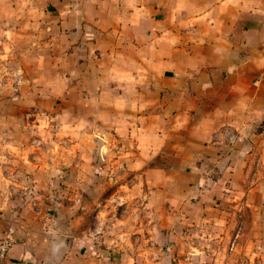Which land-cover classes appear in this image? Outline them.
<instances>
[{"label":"crops","instance_id":"crops-1","mask_svg":"<svg viewBox=\"0 0 264 264\" xmlns=\"http://www.w3.org/2000/svg\"><path fill=\"white\" fill-rule=\"evenodd\" d=\"M0 5L14 10L0 13L1 65L3 55L17 53L20 43L33 48L58 38V48L64 50L68 38L71 44L96 38L97 48L105 43H99L102 38L119 39L117 46L123 47L118 50L136 55V66L143 69L150 60L149 66L156 70L150 87L161 108L170 103L162 108L161 118L169 117L174 124L180 115L188 123L195 118L213 122L209 138L215 134L217 140L203 142L201 155L222 162L218 177H140L139 191L131 194L143 197L146 212L138 224L120 229L122 241L110 236L114 216L107 208H103L107 214L98 207L88 214L66 200L51 205L55 211L44 225L47 236L38 240L26 219H19L24 225L18 233L13 226L16 212L0 209V237L18 235L5 264H161L165 248L168 263L174 264V257L182 258L175 255L174 226L164 229L161 223L162 208L167 219L183 224L229 230L248 223L243 210L256 207L253 199L261 190L256 177H262L251 166L264 161V129L254 131L264 119V0H0ZM39 29L44 40H35L40 37L35 35ZM203 102L213 105L210 113H194L192 103ZM237 118L246 119V126L241 122L234 129ZM218 125L227 128L217 133ZM229 129L236 130L233 142L225 141ZM231 163L239 168L229 169ZM238 178L246 180L241 190L234 184ZM174 186L184 190L176 194ZM40 203L36 210L26 205L25 216L35 218L42 213ZM102 223L103 233L94 234ZM131 236L137 240L131 242ZM113 241L125 248L133 244L144 248L139 254L127 251L111 258L109 248L118 246ZM193 243L187 237L194 257Z\"/></svg>","mask_w":264,"mask_h":264},{"label":"rangeland","instance_id":"rangeland-1","mask_svg":"<svg viewBox=\"0 0 264 264\" xmlns=\"http://www.w3.org/2000/svg\"><path fill=\"white\" fill-rule=\"evenodd\" d=\"M8 8L0 5V13L7 15L8 10L14 13ZM37 34L40 37L35 40H44L40 29ZM71 41L67 39L64 50L58 48V38L46 39L43 46L33 48L21 47L20 43L17 53L9 54L8 58L3 55L0 209L16 212L13 226L18 233L24 225L19 219H26L34 239L38 240L47 236L44 225L55 211L51 205L66 200L73 205L77 203L79 210L88 214L98 207L102 214L111 211L114 229L110 236L122 241L120 229L138 224L140 215L146 212L143 197L131 194L139 191L140 177H218L222 162L201 155L203 142L207 145L217 140L215 134L212 140L209 138L213 122L195 118L188 123L180 115L175 119L178 124H174L169 117L161 118L162 108L170 103L161 108L150 87L156 70L149 66L150 60L143 69L136 66V55L118 50L123 47L117 46L119 39L102 38L99 43L104 44L100 48L96 38L73 44ZM212 106L210 102L192 103L193 112L198 114L208 115ZM246 121L237 118L232 127L238 128L241 122L246 126ZM216 127L217 133L227 128ZM263 129L264 119L255 130L253 127L254 131ZM235 131L229 129L225 141L233 142ZM248 139L251 140L250 135ZM230 165L229 169L239 168L234 163ZM197 167L200 170L194 171ZM251 167L252 172L262 176L256 177L261 190L253 199L256 207L247 206L243 210L248 223L242 229L238 225L223 230L221 226L183 224L167 219L162 208L161 223L164 229L174 226L175 255L182 258L180 261L174 257V264H264V161ZM226 177H230L229 172ZM234 184L241 190L246 180L238 178ZM174 190L179 194L184 189L174 186ZM39 201H43L42 213L35 218L25 216V206L36 210ZM103 225L94 234L101 235ZM189 236L196 247L194 257L186 244ZM132 239L135 241L137 237L131 236L129 240ZM1 240H6L10 249L18 241V235L0 237ZM118 241L113 243L118 245ZM120 245L109 248L108 256L119 257L127 251L139 254L144 248ZM144 250L149 252L150 248ZM165 250L162 259L167 261L169 255ZM5 258L0 259V264H5ZM165 260L161 264H170Z\"/></svg>","mask_w":264,"mask_h":264},{"label":"built area","instance_id":"built-area-1","mask_svg":"<svg viewBox=\"0 0 264 264\" xmlns=\"http://www.w3.org/2000/svg\"><path fill=\"white\" fill-rule=\"evenodd\" d=\"M9 250V245L6 240L0 241V259H3L6 256V253Z\"/></svg>","mask_w":264,"mask_h":264}]
</instances>
